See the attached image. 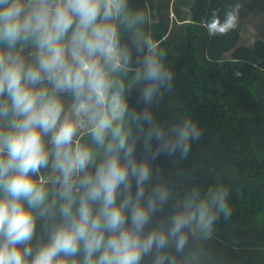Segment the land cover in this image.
<instances>
[{"label": "clouds", "instance_id": "clouds-1", "mask_svg": "<svg viewBox=\"0 0 264 264\" xmlns=\"http://www.w3.org/2000/svg\"><path fill=\"white\" fill-rule=\"evenodd\" d=\"M240 7L223 22L213 12L208 34L233 30ZM144 20L128 0H0V264H141L154 249L153 264H174L162 251L170 242L180 252L186 229L208 237L220 213L230 217L226 187L213 186L192 192L167 226L145 232L169 196L162 186L146 191L150 161L187 156L201 130L190 119L165 130L147 108L130 113L117 78L132 70L122 25L143 53L132 80L143 84L141 102L150 105L173 79L164 50L137 27ZM28 42L36 49L30 62L16 51ZM130 122L143 133L140 159ZM82 131L101 152L80 142ZM38 219L46 239L33 244Z\"/></svg>", "mask_w": 264, "mask_h": 264}, {"label": "trees", "instance_id": "trees-1", "mask_svg": "<svg viewBox=\"0 0 264 264\" xmlns=\"http://www.w3.org/2000/svg\"><path fill=\"white\" fill-rule=\"evenodd\" d=\"M263 3L264 0H195L191 5L193 16L180 20V24L171 23L161 10L156 19L151 0H128L133 14H145L143 24L137 27L159 43L173 77L170 90L162 88L150 105L141 102L143 84L132 80L143 53H137L133 32L122 25L121 44L131 52L132 70L117 78L124 82L130 113L139 114L147 108L165 130L185 119L195 122L201 130L200 139L190 142L187 156H181L179 151L172 156L162 153L150 161L153 177L146 191L162 186L169 196L153 214L145 232L167 226L177 210L189 207L194 191L202 196L210 187L224 186L231 208L227 220L223 213L219 214L210 236L186 229L187 242L180 252L170 242L162 251L171 256L174 264H264V38L245 44L242 25L226 35L214 36L204 26L213 12L223 22L225 13L236 4L245 9L250 4L256 7ZM240 9L238 15L246 12ZM176 24L184 25L185 48L179 53L168 40ZM16 51L30 62L36 49L28 42L18 44ZM62 98L67 110L71 94L64 93ZM129 126V141L136 140L135 155L140 159L145 156L143 133L131 122ZM78 134L81 143L102 151L87 132ZM52 223L47 221L49 227ZM44 226L45 221L38 219L33 244L38 238L46 239ZM154 260L155 249L141 264H153Z\"/></svg>", "mask_w": 264, "mask_h": 264}, {"label": "crops", "instance_id": "crops-1", "mask_svg": "<svg viewBox=\"0 0 264 264\" xmlns=\"http://www.w3.org/2000/svg\"><path fill=\"white\" fill-rule=\"evenodd\" d=\"M175 1L176 0H151L152 5H154V7L156 8L154 9L152 7L153 11L156 14V19L159 18V13H158L159 10L163 11V16L165 18L170 19L171 23H174L176 21V23L183 24V21H180V20H188L189 18L193 16L192 15L193 8L191 7V5L194 4L195 0H177L176 4H175ZM250 5H251L250 8L249 7L246 8L245 18L248 14V21L253 22L254 20H252L250 16L251 14L257 12L258 18L260 19L259 22L255 21L256 25H255V29L253 31L252 36L255 37L254 40H256V38H264V3L256 7H254L252 4ZM168 19H165V20H168ZM47 139L48 138H46V140ZM50 172H51V159L49 162V168L42 169L41 174L44 175L45 177H48Z\"/></svg>", "mask_w": 264, "mask_h": 264}, {"label": "rangeland", "instance_id": "rangeland-1", "mask_svg": "<svg viewBox=\"0 0 264 264\" xmlns=\"http://www.w3.org/2000/svg\"><path fill=\"white\" fill-rule=\"evenodd\" d=\"M176 3H177V0L175 1V4ZM240 11L244 12V11H246V8L245 9H240ZM242 15L241 14L238 15V23H237V25H239V26L242 25V28L244 29V31H243L244 32V37L242 38V41L245 44H252V43L255 42V40H254L255 37L252 36L253 31L255 29V25H256L255 21H258V22L260 21V19L258 18V13L255 12V13L251 14L250 17H251L252 20H254L253 22H249L248 21V14H247V16L245 18V12L242 13ZM183 27H184V25L176 24L173 34L169 35V39H168L169 42L172 43L174 51H176L178 53L183 51L184 48H185Z\"/></svg>", "mask_w": 264, "mask_h": 264}]
</instances>
